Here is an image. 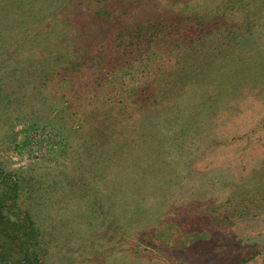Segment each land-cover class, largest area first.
Segmentation results:
<instances>
[{
	"label": "rangeland",
	"instance_id": "rangeland-1",
	"mask_svg": "<svg viewBox=\"0 0 264 264\" xmlns=\"http://www.w3.org/2000/svg\"><path fill=\"white\" fill-rule=\"evenodd\" d=\"M1 2L0 170L29 193L48 264H264V206L245 192L264 180V0H71L38 44L34 31L46 24ZM60 40L72 43L74 69L44 55L64 46ZM194 40L205 52L196 66L222 72L190 104L194 115L217 110L208 133H191L170 104L157 102ZM138 112L176 170L213 194L201 201L180 193L161 221L136 229L110 209L129 195L125 173L110 190L108 177L88 172L112 154L116 137L125 145L129 135L115 118L126 124Z\"/></svg>",
	"mask_w": 264,
	"mask_h": 264
},
{
	"label": "trees",
	"instance_id": "trees-1",
	"mask_svg": "<svg viewBox=\"0 0 264 264\" xmlns=\"http://www.w3.org/2000/svg\"><path fill=\"white\" fill-rule=\"evenodd\" d=\"M70 1L71 0H14V4L9 0L10 4L6 5L0 0L3 7L9 8V12L14 11L16 13L15 15H17V12L21 15L31 12V19H35L34 23L39 22L41 28L43 24H46V30H40V28L37 27L34 31L36 36L33 40L36 44L43 40H48L49 36L52 34L51 32L57 29L59 22L56 19V15H58L60 11L59 6L64 5V2L66 5H70ZM35 5L37 10L34 8ZM44 5H49V7H51V12L46 14L45 11H40ZM187 17L191 20L201 19L205 21L207 19L192 16ZM28 20H30V18H28ZM48 21H52L50 26V22ZM182 21L183 20H181V22ZM2 23H4V20L0 18V24ZM56 24L58 26H56ZM166 29L167 28L164 30L165 34ZM153 32L155 33V31ZM154 36H158L157 33ZM198 40L203 41V38L198 37L197 41ZM197 41L194 40L190 42V46L187 47V49L191 50L190 54L184 57L185 60H183V65L180 69L178 68L179 70L177 69L178 74L175 76L173 87L171 89L163 88L159 95L161 100L157 102L162 105L165 102H167L166 104H170L169 106L174 108L176 115L178 114L180 119L187 124L191 133H195L199 130L208 133L206 128L208 122L206 119L210 118L212 115L215 117L214 113L217 110L212 113L200 110V112H195L196 114L194 115L190 104L194 98L202 97L200 96L202 92L200 87L202 84H206L210 81L207 87L211 90L213 89L211 88L213 87L212 82L218 79L215 72H221V69L214 63L202 62L201 65L196 66L197 63L194 59L199 56H205V52L200 53L201 50L195 46ZM59 43L64 46L61 48L56 47L44 55H47V58H51L52 62L54 61L57 64L68 62L67 64L69 67L65 69H74L76 63L73 62V59L72 61L71 59L68 60L66 56V48L71 46L72 43H65L63 40H60ZM40 51L39 53L41 54ZM195 52L200 54H195ZM65 57L66 59H63ZM55 67L56 65L53 64L49 68L51 73H54L53 69H55ZM226 67V71L230 70L228 65ZM207 72H209V77H205ZM203 78L206 81H203ZM193 116L196 117L197 123L192 121L195 120L192 118ZM115 119V123L120 124L118 127L121 128V134L127 136L126 133H128L131 138L126 137L124 140L125 145H123V140L116 137V144L112 143L110 146V149H113L112 154L109 155V152L102 153L98 156L101 167H96V171L88 173L89 176L93 175L96 180L99 181H104L105 178L108 177V182L111 184L117 182L116 179L119 178V172L125 173V184L127 186L129 185L130 188L124 191L127 190L129 195L125 196L124 206H116L115 208L110 207L113 211L112 214H116V216L123 221V225L124 223L126 224L125 228L130 227L131 220L136 221L133 226L136 229L142 224L146 226V224L154 225L158 223L164 217L163 214L166 209L172 207V201L177 195H180V193L188 192L193 199L201 201L209 199L213 192L207 188L206 185L199 183V187L198 185L194 187L192 181L189 180L190 176L180 174L168 161L159 138L155 133L147 129L142 115L139 114V112L138 116L130 115V122L127 121L126 124L122 122V116H117ZM214 128L215 127L212 129L215 130ZM127 140L129 142H127ZM145 143H147V150L143 147ZM104 147V152H108L106 146ZM123 153H125V155H121ZM110 165H112V171L107 172L106 166ZM8 181L9 176L6 177V174L0 170V264H48L49 258L46 257L42 227L38 224L32 210V207L35 205L30 206L27 204V201L31 198L28 196L29 193H23L24 188L19 179L13 178L10 182ZM100 183L101 182L95 183L93 187H98ZM71 184L84 189L81 182L76 184V180H73ZM113 185L114 184L109 187L110 190L113 188ZM245 192L249 195V198L253 199V192H255L257 195L255 199H261V201L256 202V204L261 207L264 206V180L260 179L254 189L249 188L246 189ZM98 193L100 196L102 195L99 190ZM253 199L251 201H254ZM99 202L100 201H98V204ZM129 207H132V210H130ZM130 213L133 214L131 215ZM111 218H113V216ZM134 218H137L138 221ZM119 223H117V225H120Z\"/></svg>",
	"mask_w": 264,
	"mask_h": 264
}]
</instances>
